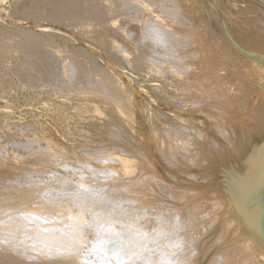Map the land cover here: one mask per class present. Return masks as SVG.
Instances as JSON below:
<instances>
[{
	"label": "bare ground",
	"instance_id": "6f19581e",
	"mask_svg": "<svg viewBox=\"0 0 264 264\" xmlns=\"http://www.w3.org/2000/svg\"><path fill=\"white\" fill-rule=\"evenodd\" d=\"M179 1L180 0H158L160 5V7L157 8L158 12L153 19H151V17L146 20L144 27H141L143 28L141 29V35H138L141 36V38L135 37L134 41L137 43L138 49H141V54H139L143 62L155 64L158 68H166L175 76L173 82L175 81V87V84L178 83V97H180L177 98V101L175 100L176 98H174L176 103H170L169 101L170 104L174 105L170 107L169 110L173 119L176 118L179 122L178 125H181L180 128H176L177 123L175 122L176 126L172 125V129L183 140L178 141L172 137V141H159L161 147H158L157 141L154 143L155 147L150 151L153 155L151 158L155 161L154 164L152 163L151 166V162L143 163L147 166L146 168L149 171H147L148 175L143 174L146 175L145 178L149 179L150 183L147 184L149 187L146 183L144 184V181H141L142 177L137 179L141 181V185H146L148 187V190L144 192L142 191V187V190L138 188L140 187V181L136 180L131 182V180H129L128 182L129 177L126 178V176H129L128 172L131 173V170L136 171L137 169L135 170L134 168L137 166L132 165L134 168L128 166V169L127 166H125L127 162L125 160L123 162L124 173L110 174L112 173L110 170H107L109 172L107 173L105 172L106 170L96 169L93 172L95 176H97L96 183L90 181L84 184L86 176L83 174L78 177V180L75 178L78 182L75 184L76 189H74V191L76 190L75 193H79L80 196L77 195V193L73 194L77 197L74 199L69 198L72 203L69 202L67 204V201L58 198L60 196L57 195L60 194H53L49 188L50 184L49 186L46 185L45 182L44 184H40L31 177L39 168L36 170L33 169V171H35L32 173L29 166L28 168L24 166L25 168H22L23 171H20V173L17 172L19 173L18 176H8L7 173L0 172V253L7 255L8 258L14 257L12 252L14 246L11 245L13 243H11L10 240L22 234L30 237V240H34L35 242L41 241L42 243L48 242L50 238H53L55 242L62 245L61 247L58 246V249L56 248L57 250L60 249V253L50 256L47 262L45 261L48 256H44V262H36L32 259L33 257L19 256L17 259L15 257L16 261H14L13 264H205V260L209 255L216 253L218 248L222 247H213L212 249L211 246H208L210 240H208V242L204 241L203 249H205L206 252L203 254L204 250L202 249L200 253L201 247L199 246H201L203 243L202 241L205 240L203 232L206 229L212 228L208 225L214 226L219 218V224L227 220V218H225L226 214H222L221 211L217 210L218 206L214 205L222 203L221 205L227 206L230 211L227 215L229 214L231 217L233 213L228 206L227 200H224L222 195L221 203L218 199L217 203H215V201L213 203V200L211 201L208 199L212 197L209 194L207 195V200L211 203H203L199 198L201 197L199 194L200 191L205 192L207 186H205V182L199 178L206 176L211 169V167H207L206 161L216 166L218 161L222 162L224 160V157L229 158L232 153H236L234 152L236 149L238 150L237 153L241 154L242 151L240 152L239 150L247 148L246 146H248L252 134L260 133L264 130V0H198L199 8L197 10L190 4V6L185 7L179 6ZM114 2H116V7L119 12H122L120 14L127 19L132 17L140 18L139 16L141 13L143 14V11L138 9L139 6L137 7L136 4L133 5L130 1L116 0ZM94 8H96V6ZM110 19L109 17L108 20ZM111 24L116 25V23ZM122 24L124 26V23ZM131 24H133V22H131ZM251 26L254 27L252 28ZM123 28L124 27H121L120 29L123 30ZM100 29L102 30V28ZM146 47L149 51H146ZM124 48L128 50L126 43L124 44ZM135 50H137V48ZM140 62L141 61H139V63ZM136 67H138V64ZM148 70L149 73H151L150 69ZM136 71L139 72L138 69H136ZM126 73L129 74L127 71ZM168 74L169 73H167V75ZM94 87L96 89L99 88L100 90L96 91L103 92L102 94L110 97L111 100L112 98H116L114 100L116 103L120 104L118 105L121 107V110L126 108L118 101L119 98L111 97V93H108V86L105 85L103 87L99 84ZM245 89L252 91L255 95L248 97L246 94L248 90L245 93ZM122 90H124V88ZM118 91L115 90L114 92ZM147 97L149 98V96ZM229 99L231 101L230 103L227 101ZM242 99L246 101L244 104H247L249 100H251L255 103V106L253 105L251 119L248 120V122L241 120L239 124L235 126V133L239 131L238 141H235L236 143L234 142L235 146H237L234 147L231 141L226 139V142H224L225 139H222L224 148L228 151L227 154L222 155V157L218 155L212 157L213 155L210 154V152L202 154L205 144L208 145L209 141L213 143V140L209 137H205L201 132H197L195 129L204 128L203 130L207 132L208 136H216L219 139L218 134L215 132L214 126L216 125H214L215 123H213V121L216 120L220 124H225L227 121L234 119L233 117L236 113L234 106L243 103ZM146 101L147 100H145V102ZM166 103L170 105L168 102ZM223 104L224 107H222ZM221 111H224L223 113H226L229 117H220L219 114H221ZM156 125L158 126V124ZM225 128L227 129L229 126ZM227 131L229 132V129H227ZM137 136L138 135H136V137ZM42 138L40 139L42 140ZM157 139H159V137ZM11 141L13 142V140ZM39 141L38 143L40 144L42 141ZM48 141H46L47 144ZM35 143L33 144L35 145ZM229 143L234 150H231L232 147L229 146ZM13 144L15 143L13 142ZM39 144H37L38 147L41 146H39ZM154 144L152 145L154 146ZM114 145L116 144L114 143ZM164 146H167L166 148L168 151L163 150ZM12 147L14 149V156H16L20 147L17 145ZM127 147L129 148L128 145ZM157 147L160 148L158 151ZM30 148H32L30 150H34L31 145ZM44 148H42L41 151ZM26 149L27 147L23 146V150L25 151ZM47 149L50 151L49 147ZM63 150L64 149H62V151ZM137 150L138 149H134L133 152H137ZM1 151L4 150L1 149ZM122 151L124 152L123 149L121 152ZM140 152L137 153L140 154ZM118 153H120V151ZM47 154H50V152ZM38 156L41 159V154H38ZM48 156L50 157V155ZM105 156L103 159H101V157L98 159H101L103 162H114L112 159L108 158V160H105ZM19 157L21 158L22 156ZM45 158L43 159L44 161H46ZM68 159L67 157V160ZM164 159L168 162L160 161ZM57 160L55 159V161ZM116 161L117 160H115V162ZM80 163L77 162L76 164ZM230 163L227 166L225 165V167L230 166ZM46 164L45 166H47ZM48 164L50 163L48 162ZM114 164L115 163H113V165ZM73 166L72 164L68 167L73 168ZM59 167L64 170L67 166ZM225 167L223 166V168ZM74 168L77 169L76 167ZM223 168L219 177L221 180H223ZM73 169L71 170L75 171ZM93 169L95 168H92L90 171ZM139 170L140 172L144 171L143 165L139 166ZM78 174L74 173V175ZM85 174L87 175V172ZM54 175L53 173L52 176ZM54 177H56V175ZM54 177L52 178L54 179ZM189 177L193 179H188ZM49 178L51 179V176ZM134 178L136 179V177ZM62 179L63 178H61V181ZM131 179L133 180V178ZM41 182L43 183V181ZM55 188L58 187L55 186ZM89 188H92V191ZM62 198L64 199V195ZM218 208L222 210L223 206ZM88 215L91 216L90 219H92V216H94L93 218L101 217L103 222L105 221L106 224H109L106 225L107 229L102 231L99 230V228L96 227L97 224H95V226L88 219ZM95 215L99 216L96 217ZM226 217L229 218V216ZM215 219L216 222L212 225L211 223ZM100 227L102 226L100 225ZM220 227L221 229L224 228L221 234L218 235L219 239L215 244H219L221 241H225V243L229 242L233 237L237 238V241H242V243H239L237 247L232 245V247L226 250L222 255L215 257L211 264H229L231 256H240L242 257L241 259L252 256L250 261L251 264H264V249L257 245V243L246 234L237 219L222 223ZM220 227H217L215 230L216 233H218ZM127 230H131V235H129L131 237L127 238L129 242H132L129 247L126 246L127 243L124 241L125 239L122 237L124 240H121L120 238V234L124 231L129 233ZM111 232H114L115 236L113 237L115 240L110 238L112 235ZM89 234L94 236V240L92 239L93 241L89 240L92 243L90 244L91 247L88 248L91 249H87L88 251L86 250L87 252L82 254L84 252L81 250L84 249L80 248L81 250L78 251V245L76 246L75 244L78 243L80 247L88 246L86 243V245L83 244ZM73 237H75V241H77V243H74V247H77L76 251L70 246H66V242H63L66 239H68L69 242H73V240H71ZM9 241L11 244H9ZM4 243H8V245ZM71 246L73 247V244ZM68 247L72 250L70 251ZM196 249H199L197 254H195ZM41 253L44 254V251ZM240 261H235V264H241Z\"/></svg>",
	"mask_w": 264,
	"mask_h": 264
},
{
	"label": "rangeland",
	"instance_id": "374dc122",
	"mask_svg": "<svg viewBox=\"0 0 264 264\" xmlns=\"http://www.w3.org/2000/svg\"><path fill=\"white\" fill-rule=\"evenodd\" d=\"M114 1L116 0H0V172L7 173L8 176H18L20 171H23L22 168H25L26 166L27 168L28 166L31 168L32 173L37 168H39L36 170L37 173H33V176L35 177H31L40 184H44V182L48 186L50 184L49 188L53 194H60L57 195L60 196L58 198L67 201L66 204L69 202L72 203L69 198L74 199L77 197L73 194L77 193H75L76 190L74 191V189H76L75 184L78 182V177H80L82 174L85 175V184V182L90 181H92V183H96L97 176H95L93 173L96 169L103 171L106 170L105 172L107 173H109L107 170H110V172H112L110 174L120 172L124 173V160L127 161L125 166H127L128 169L130 166L131 168H134L132 165L137 166L134 168L135 170L137 169L136 171L130 169L132 172H128L129 176H126V178L129 177L128 182L129 180L134 182L142 177L141 181H144V184L146 183V185L149 184V179L145 178L146 175H148V169L143 163L151 162V166L152 163L154 164L155 161H153L151 158V156H153L151 154L152 152L150 153V151L153 150L152 148L155 147L154 143L157 141L156 143H158V147H161V143H159V141H170L172 137L178 141L183 140L172 129L174 125L176 126V123V128H180L181 125H178L179 122L176 118L173 119V116L169 110L170 107L174 106L170 103H174L175 100L177 101V98L180 97H178V83L175 84V87V81L173 82L175 76L166 68H158L157 65L152 63L149 64L145 61L144 63L140 56L141 49H138L137 43L134 41L135 37L141 38V36L138 35H141V29H143L141 27H144L146 20L151 17V19H153V17L158 12L157 8L160 7L158 0H125L127 2L130 1L133 5L136 4L137 7L139 6L138 9L142 10L144 14L143 15L141 13L143 16L140 15V18L132 17L130 19H127L125 16L120 14L122 12H119L116 7V2ZM148 2L151 7L149 6ZM189 4L192 5L195 10L199 8L198 0L179 1V6L182 7L190 6ZM95 6L96 8H94ZM109 17L111 18L110 20H108ZM131 22H133V24H131ZM111 23H116V25ZM122 23H124V26ZM121 27H124V31L120 29ZM251 27L253 28L254 26ZM92 28L96 29L94 30ZM100 28H102V30ZM103 35L106 36L104 37ZM125 43L128 47V50L124 48ZM135 47L137 50H135ZM147 50L149 51V49L146 47V51ZM139 61L141 62L139 63ZM137 64L138 67H136ZM136 69H138L139 72L136 71ZM148 69H150L151 73H149ZM126 71L129 72V74H127ZM167 73L170 75H167ZM109 83L112 86H110ZM99 84H101L103 87L105 85L108 86V93H111V97H117V99L119 98L118 101H120L123 107L126 108L121 110V107L119 106L120 104L116 103L114 100L116 98H112L111 100L110 97L103 95V92L96 91L100 89H96L94 86ZM123 88L124 90H122ZM115 90H119V93L114 92ZM247 90L248 89H245L244 92L246 93ZM246 94L248 97L255 95L250 90H248ZM147 96H149V98ZM174 98L176 99L174 100ZM145 100L147 101L145 102ZM227 101H229L228 103L231 102L230 99ZM242 101L243 103H239L234 106L236 112L233 117L234 119L227 121L225 124H220L216 120L213 121V123H215L214 125H216L214 128L216 134L219 136V139L216 136H208L207 132L203 130L204 128L195 129L197 132H201L205 137H209L213 140V143L209 141L208 145L205 144L202 154L210 152V154L213 155H211L212 157H215L216 155L222 157V155L227 154L228 151L224 148L222 139H225L224 142H226V139L231 141V144L234 147L237 146H235V141H238L237 138L239 131L238 133H235V126H237L241 120L248 122V120L251 119L253 114V105L255 104L251 100H249L247 104H244L246 101L243 99ZM166 102H168L170 105H168ZM222 107H224V104ZM223 112L224 111H221V114H219L220 117H229V115L226 113L224 114ZM156 124H158V126ZM226 126H229V128H227L229 129V132L225 128ZM151 130H156L158 132ZM136 135H138V138ZM158 137L159 139H157ZM10 138L15 144H13ZM40 138H42V140ZM38 139L42 142H40ZM263 139L264 130L260 133H253L248 146H246L247 148L243 149L244 151L241 149L239 150L240 152L242 151L241 154H238V150L236 149L234 151L236 153H232L230 155L231 157L229 158L224 157V160L222 162L218 161L216 166L213 163L206 161L207 167H211V169L208 171L206 176L199 178L205 182V186H207L206 191H200L199 194V196H201L199 198L204 204H210L211 202H209V200H213V203L214 201L217 203V199L221 203V184L219 177L223 166L225 167V165L227 166L230 162L238 161L243 158L253 143L261 142ZM32 141L33 143L36 141L35 145L32 143ZM46 141H48V144ZM27 143L33 147L35 150H33L34 152L30 150L32 148H30V145ZM114 143L116 145H114ZM37 144L41 146L38 147ZM152 144H154V146ZM231 144L229 143L230 147H232ZM16 145L20 147V150L17 152L16 156H14V149L12 146ZM23 146L27 147L25 150L26 152L23 150ZM48 147L50 151L47 149ZM158 147L157 151L160 149ZM166 147L167 146H164L163 150L168 151ZM42 148L44 149L41 151ZM1 149L4 151H1ZM62 149L64 150L62 151ZM122 149L124 152H121ZM134 149H138V153L141 151V155L136 151L133 152ZM231 150H234L233 147ZM119 151L120 153H118ZM48 152H50V154H47ZM38 154H41V159L39 158ZM18 155L22 157L20 158ZM48 155H50V157ZM104 156L106 158L105 160L112 159L114 162L110 163L106 162L105 160V162L101 161ZM67 157L69 158V161L67 160ZM100 157L101 159H98ZM44 158L46 161L43 160ZM55 159L59 160L55 161ZM47 160L50 164H48ZM115 160L117 161L115 162ZM160 161L165 162L166 160L164 159ZM77 162L81 163L76 164ZM71 163L74 165L73 168L76 167L77 169L68 167L72 165ZM113 163H115V166ZM45 164L47 166H45ZM140 165H143V172H140L139 170ZM59 166L65 167L66 169L63 170V168H60ZM92 168L95 169L90 171ZM33 169L35 170L33 171ZM71 169L75 171H72ZM86 172L87 175L85 174ZM53 173L56 175V177H54L55 175L52 176ZM74 173L79 174L74 175ZM48 175L51 176V179ZM52 177H54V179ZM134 177H136V179ZM61 178L65 179H62L61 181ZM75 178H77V180ZM131 178H133V180ZM188 179L193 178L189 177ZM41 181H43V183ZM54 185L58 188H55ZM146 185L140 184V187L138 188L141 189L142 187L143 190H141L144 192L148 190L149 187V185H147L148 187ZM89 189L92 191V188ZM90 193L93 194L92 192ZM62 194L64 195V199L62 198ZM208 194L212 196V199L208 198L209 200H207ZM77 195L80 196L79 193H77ZM221 204H215L214 206H223L222 210H219L221 208L218 207L217 210L221 211L222 214L229 216V218L225 216L227 220L222 223H227L229 221L231 222L233 219L236 220L232 214L231 217L229 214L227 215V213L230 212L228 207ZM88 217L92 224H97V226H95L99 228V230L102 231L107 229L106 225L108 223L106 224L105 221L103 222L101 217L93 218L94 216H92V219H90V215H88ZM215 222L216 219L213 220L211 224L213 225ZM219 223L220 218L217 220L214 226L208 225L212 228L206 229L203 232V235H205V240H203V243L201 246H199L201 247L200 253L204 248V241L208 242V240H210V245L208 244V246H211L212 249L213 247L218 248L222 246L221 248H218L216 253H210L211 255H209V257L205 260V264H211L215 257L222 255L226 250L231 248L232 245L237 247L239 243H242V241H237V238L233 237L229 242L225 243V241H221L219 244H215L219 239L218 235L221 234L222 229L224 228L223 227L221 229L220 225L222 226V223ZM100 225L103 228L100 227ZM217 227H220L218 233L215 232ZM127 231L129 233L124 231L120 234V238L121 240L125 239L124 241L127 243L126 246L129 247L132 242H129L127 238L131 237L129 236L131 235V230ZM113 236H115L114 232L110 238L115 240ZM122 237L124 239H122ZM74 238L75 237L71 239L73 242H69L68 239L64 240L63 242H66V246H70L75 251L77 247L78 251L84 249L81 250L84 252L82 254H85L91 249L88 247H91L90 244L92 243L89 240H94V236L92 234H89L87 239L84 241L83 245L88 244V246L86 245L80 247L77 241H75L76 238ZM30 239L31 238L25 234L11 239L10 241L13 244H11L10 241L9 244L13 245L14 249H16L12 250L14 257L8 258L7 255L0 253V264H13L19 256L33 257L32 259L36 262H44V256H48L45 261L47 262V259L50 258V256L60 253V249H57L59 248L58 246L61 247L62 245L58 242H55L53 238L49 239V243H42L41 241L35 242L34 240ZM75 242L77 243L75 245H78L77 247H74ZM4 244L8 245V243ZM72 244L74 248L71 246ZM70 247L68 248L71 251L72 249ZM198 250L199 249H196L195 254H197ZM203 250L204 254L206 250ZM43 251L44 254L41 253ZM251 257L241 259L242 257L240 256H231V261L229 264H235V261L237 260H241V264H251Z\"/></svg>",
	"mask_w": 264,
	"mask_h": 264
},
{
	"label": "water",
	"instance_id": "95a60500",
	"mask_svg": "<svg viewBox=\"0 0 264 264\" xmlns=\"http://www.w3.org/2000/svg\"><path fill=\"white\" fill-rule=\"evenodd\" d=\"M223 171L222 198L246 234L264 249V140Z\"/></svg>",
	"mask_w": 264,
	"mask_h": 264
},
{
	"label": "flooded vegetation",
	"instance_id": "af4514ba",
	"mask_svg": "<svg viewBox=\"0 0 264 264\" xmlns=\"http://www.w3.org/2000/svg\"><path fill=\"white\" fill-rule=\"evenodd\" d=\"M264 140V139H263Z\"/></svg>",
	"mask_w": 264,
	"mask_h": 264
}]
</instances>
